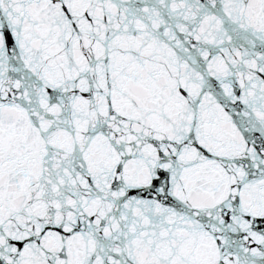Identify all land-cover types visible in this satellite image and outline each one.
I'll return each mask as SVG.
<instances>
[{"label":"snow or ice","instance_id":"1","mask_svg":"<svg viewBox=\"0 0 264 264\" xmlns=\"http://www.w3.org/2000/svg\"><path fill=\"white\" fill-rule=\"evenodd\" d=\"M0 264H264V0H0Z\"/></svg>","mask_w":264,"mask_h":264}]
</instances>
